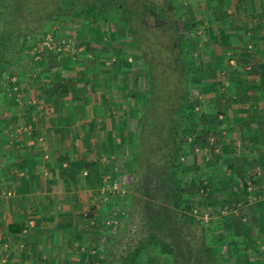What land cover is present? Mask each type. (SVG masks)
I'll use <instances>...</instances> for the list:
<instances>
[{
  "label": "rangeland",
  "instance_id": "374dc122",
  "mask_svg": "<svg viewBox=\"0 0 264 264\" xmlns=\"http://www.w3.org/2000/svg\"><path fill=\"white\" fill-rule=\"evenodd\" d=\"M236 2L165 0L166 11L175 12L174 29L186 39L178 48L200 69L191 75L196 115L179 137L184 152L174 156L180 173L173 178L162 165L177 136L168 123L154 137L149 130L151 155L136 140L152 87L143 58L151 53L136 49L120 23V5H110L97 26L62 23L22 46L14 35L4 57L9 62L0 60V219L14 203L15 180L7 172L16 166L5 161L14 148H40L44 159L69 153L70 161L95 152L100 162V181L82 169L76 183L68 182L61 175L67 163L50 179L49 227L39 230L68 237L39 247L48 252L49 243L58 245L50 264H88L85 252L92 264H124L138 249L139 264H264V110L255 105H263L264 84L260 65L244 56L255 49L247 51L246 33L235 32ZM154 9L156 28L168 15ZM25 173L23 182H40ZM162 245L171 254L161 253ZM9 247L0 245L3 254ZM27 251L24 261L35 264Z\"/></svg>",
  "mask_w": 264,
  "mask_h": 264
},
{
  "label": "trees",
  "instance_id": "16d2710c",
  "mask_svg": "<svg viewBox=\"0 0 264 264\" xmlns=\"http://www.w3.org/2000/svg\"><path fill=\"white\" fill-rule=\"evenodd\" d=\"M222 1L219 0V2ZM115 4L121 7L118 12L120 23L126 27L128 34L134 39L136 49L142 55L144 49L150 50L151 53L147 58H143L150 68L152 87L149 98L141 105L143 115L136 131V140L137 143H142L141 148L145 150L149 130L154 129L149 133L154 137L156 133H162L160 127L163 121L168 123L169 131L177 136L172 139L173 145L168 155L170 159H165L162 165L166 166L163 170L170 171L173 178L180 173L177 166L173 165L174 156L184 152L180 138L182 139L186 126L196 115L197 100L190 91L191 75L194 70L200 69L194 67L193 55L184 51L181 53L178 48V42L186 43V39L182 33L179 36L174 29L172 17L175 16V12L166 11L165 0H0V60H3L5 65L9 62V59L4 57H6L5 52L11 49L10 41L15 38L14 35L21 40L20 46H22L37 34L46 33L52 26L59 27L62 23L74 21L97 26L99 23L102 24L105 12L108 10L110 12V5ZM154 8H162L168 15L166 23L156 28L151 26ZM163 27L166 29L164 30ZM54 31L57 30L54 28ZM5 65L0 67L3 68ZM202 66L201 63L200 67ZM49 91L51 92L50 88ZM148 100L149 102H146ZM161 113H164L165 120L161 118ZM148 144L145 154L151 155L149 148L152 145L150 144L148 148ZM138 152L139 156L143 154L141 150ZM61 161L67 163L61 175L66 176L68 182L76 183V176L82 169L87 170L86 173L90 175H93L94 171L95 179L100 181L101 170L97 153L94 152L89 157L77 158L74 161L62 157ZM243 181H245L244 178ZM173 196L176 200V194ZM164 248H166L165 245H162L161 253L164 252ZM140 251L142 250L134 251L124 260V264H139ZM164 253L171 254V249ZM91 257L88 252H85L83 261L92 264Z\"/></svg>",
  "mask_w": 264,
  "mask_h": 264
},
{
  "label": "crops",
  "instance_id": "0c3cea01",
  "mask_svg": "<svg viewBox=\"0 0 264 264\" xmlns=\"http://www.w3.org/2000/svg\"><path fill=\"white\" fill-rule=\"evenodd\" d=\"M236 1L237 2L235 4V8L238 9L239 12L237 11L235 16L237 17V14H239L238 17L239 19H241V21L238 25L235 24V26H237L234 27L236 28L235 32H238L239 34L246 33L245 36L243 35L242 40L246 44L244 45V47L247 48V51H251V48L255 49L254 53H245L244 56L245 58L253 56V59L257 61V64L260 65L262 70L260 71L259 75L260 78L263 80L262 83L264 84V0ZM250 1L253 2V4H251ZM247 10L249 11L247 12ZM243 11H246V13ZM243 15L247 16L245 20L243 19ZM233 34L236 35L235 33ZM238 36H235L236 40ZM259 97L260 100L263 102V105H259L258 103H255V105L260 106L261 110L263 111L264 91L260 92ZM262 113L264 114V111ZM262 120H264V118ZM46 127L48 131H50V126L46 124ZM261 134L263 137L260 142L264 143V130L261 132ZM46 138H48V140L50 141V134L49 137ZM34 139L36 138H30L27 143L32 144ZM55 142H57V139ZM3 143L4 142H2V144ZM48 146L50 151V143H48ZM30 148L31 149H26L25 153H23L24 151L22 150L16 152L17 149L14 148L12 151L13 154H9V159H7L8 157L2 159H7L5 161H8V165L10 167L12 165L16 166V168L14 171L10 170L9 168L7 172L10 178H14L15 180V186L13 189L14 203L12 202L10 204V208L6 209L7 211L4 214V217L0 219V245H2V247L4 246L5 248L10 245L9 250H6L5 254H3L4 250L0 248V264H27V262L29 261H24L23 256L25 253L28 252V249L30 255L32 256H30L31 260L34 257L35 264H50V256L52 253L51 250L53 249V247H58V245L55 244L53 246L52 243L51 245L49 243L46 247L48 252H45L39 247H45V242H53V240H57L60 242V240H63V238L64 240H67L68 238L65 235L66 233H63L64 235L62 233H59L57 237L54 238L55 234H52L50 231L39 230L42 228H40L41 225H43L44 228L49 227L48 223L50 222V179L57 176V167L61 168L62 166H65V162L61 161V155L63 154L53 155L52 153L48 159H44L42 156V152H44V150L40 148ZM22 154H28L29 157H23L24 155L22 156ZM68 154L69 153H66L63 156L68 158V156H70ZM9 155L5 153V156ZM23 170L27 172L25 173L27 177L28 175H31L30 178L37 179V181L39 177L41 179L40 182H35L36 180L31 181V183L29 182V180L23 182ZM46 191H48L49 193H47ZM43 194H48L49 196L44 197L42 196ZM32 197L34 198V201L33 199H30L29 203L27 200L28 198ZM45 199H47V201L49 202L46 205L43 202V200ZM1 207H5L4 204H2ZM4 229H6V231ZM12 229H14L15 231H11ZM9 230L10 232L9 234H7ZM40 241L42 243L41 245ZM12 246H14V249L12 248ZM30 246L32 247L30 248ZM2 254L6 256L7 261L3 259ZM53 264H64V262L56 260Z\"/></svg>",
  "mask_w": 264,
  "mask_h": 264
},
{
  "label": "built area",
  "instance_id": "2783aa9c",
  "mask_svg": "<svg viewBox=\"0 0 264 264\" xmlns=\"http://www.w3.org/2000/svg\"><path fill=\"white\" fill-rule=\"evenodd\" d=\"M84 174H86V171L84 172ZM8 194H10V192H8Z\"/></svg>",
  "mask_w": 264,
  "mask_h": 264
}]
</instances>
